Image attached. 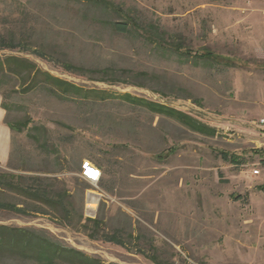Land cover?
<instances>
[{
    "label": "rangeland",
    "instance_id": "obj_1",
    "mask_svg": "<svg viewBox=\"0 0 264 264\" xmlns=\"http://www.w3.org/2000/svg\"><path fill=\"white\" fill-rule=\"evenodd\" d=\"M111 1L157 25L163 39L117 33L106 24L117 16L82 3L0 0V32L26 48L0 49V58H26L83 89L159 102L215 134L118 99L63 97L42 77L34 88L2 77L5 120L24 125L0 169L57 177L84 216L140 239L122 247L9 210L0 224L41 229L106 263L156 264L143 249L159 264H264V0ZM204 48L230 65L195 60ZM107 67L114 72L99 73ZM94 158L108 167L105 185L80 175Z\"/></svg>",
    "mask_w": 264,
    "mask_h": 264
},
{
    "label": "trees",
    "instance_id": "obj_2",
    "mask_svg": "<svg viewBox=\"0 0 264 264\" xmlns=\"http://www.w3.org/2000/svg\"><path fill=\"white\" fill-rule=\"evenodd\" d=\"M75 3H82L101 12H108L118 17L117 20H108L106 24L115 32L127 34L131 31L141 33L146 39L162 40L163 36L159 28L154 24H143L133 18L127 10L120 4L111 0H68ZM22 40H16L13 33L0 32V49L21 48ZM21 49H26L25 47ZM32 53L43 56L42 50L34 49ZM194 59L208 62H218L230 65L231 62H221L218 55L204 48L193 55ZM68 66V65H67ZM65 66V67H67ZM111 68L99 70L105 75L112 74ZM7 75L28 81L30 86L36 87L39 77L50 91L64 97L66 94L81 96L82 98H92L99 101L107 99H118L131 105L142 106L156 114L171 117L188 128L214 135L215 129L202 124L183 111L166 106L159 102L132 96L131 94H116L107 90L83 89L73 83L60 79L48 72L41 71L36 64L26 58L17 56H5L0 58V79ZM114 75V74H113ZM112 75V76H113ZM2 108L7 111L8 106L1 102ZM13 131H20L22 122H12L6 120ZM224 159L236 161L232 157L223 154ZM89 161V160H88ZM93 161L101 170L99 179L100 185H105L109 175L108 167L100 158ZM91 162V161H90ZM92 163V162H91ZM95 165V164H94ZM11 168V167H10ZM81 171V170H80ZM12 194V200L7 201L5 195ZM0 210H9L22 215H47L59 224L82 231L92 240L110 242L114 245L125 247L127 243L136 240L132 232H126L121 227H115L111 232L105 231L102 227L103 220L99 217L84 216L78 210L73 200V195L68 192L64 183L54 176L39 175L38 173L23 175L20 172L13 173L0 169ZM137 239H140L137 237ZM146 258H150L154 263L159 264L155 258L147 256L143 249H139ZM0 264H114L106 263L98 256L89 255L74 247L67 246L55 239L47 232L32 227H20L0 224ZM116 264V263H115Z\"/></svg>",
    "mask_w": 264,
    "mask_h": 264
},
{
    "label": "crops",
    "instance_id": "obj_3",
    "mask_svg": "<svg viewBox=\"0 0 264 264\" xmlns=\"http://www.w3.org/2000/svg\"><path fill=\"white\" fill-rule=\"evenodd\" d=\"M1 102L0 98V166H8L12 154L11 146L13 130L10 128V125L6 123V111L2 108Z\"/></svg>",
    "mask_w": 264,
    "mask_h": 264
},
{
    "label": "built area",
    "instance_id": "obj_4",
    "mask_svg": "<svg viewBox=\"0 0 264 264\" xmlns=\"http://www.w3.org/2000/svg\"><path fill=\"white\" fill-rule=\"evenodd\" d=\"M259 169H254V174H259ZM101 170L98 166L94 165L88 160H83L81 163V171L80 175L83 179L87 180L88 182L97 183L101 177Z\"/></svg>",
    "mask_w": 264,
    "mask_h": 264
}]
</instances>
